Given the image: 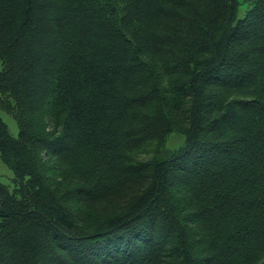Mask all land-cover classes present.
Returning <instances> with one entry per match:
<instances>
[{
  "label": "trees",
  "instance_id": "16d2710c",
  "mask_svg": "<svg viewBox=\"0 0 264 264\" xmlns=\"http://www.w3.org/2000/svg\"><path fill=\"white\" fill-rule=\"evenodd\" d=\"M0 156V264H264V0H0Z\"/></svg>",
  "mask_w": 264,
  "mask_h": 264
},
{
  "label": "rangeland",
  "instance_id": "374dc122",
  "mask_svg": "<svg viewBox=\"0 0 264 264\" xmlns=\"http://www.w3.org/2000/svg\"><path fill=\"white\" fill-rule=\"evenodd\" d=\"M3 119L5 123L8 126V129L10 133L17 137L19 133V128L18 125L14 119L13 116L7 114V113H2ZM184 142V139L182 137H179L178 135L174 134L171 139H169V142L167 144V150L174 151L177 149L179 146H181ZM0 181L12 188L13 185V173L12 171L3 163L1 156H0Z\"/></svg>",
  "mask_w": 264,
  "mask_h": 264
}]
</instances>
